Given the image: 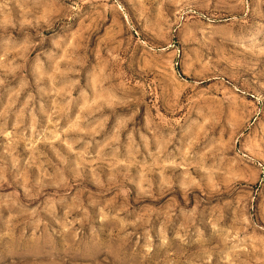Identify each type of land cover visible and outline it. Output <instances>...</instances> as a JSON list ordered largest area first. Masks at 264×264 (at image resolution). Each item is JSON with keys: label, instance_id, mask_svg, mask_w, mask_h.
Returning a JSON list of instances; mask_svg holds the SVG:
<instances>
[{"label": "rangeland", "instance_id": "rangeland-1", "mask_svg": "<svg viewBox=\"0 0 264 264\" xmlns=\"http://www.w3.org/2000/svg\"><path fill=\"white\" fill-rule=\"evenodd\" d=\"M0 264H264V0H0Z\"/></svg>", "mask_w": 264, "mask_h": 264}, {"label": "bare ground", "instance_id": "bare-ground-1", "mask_svg": "<svg viewBox=\"0 0 264 264\" xmlns=\"http://www.w3.org/2000/svg\"><path fill=\"white\" fill-rule=\"evenodd\" d=\"M257 33H258V34H257L258 36H260V34H262V32H261V31H259V32H257Z\"/></svg>", "mask_w": 264, "mask_h": 264}]
</instances>
